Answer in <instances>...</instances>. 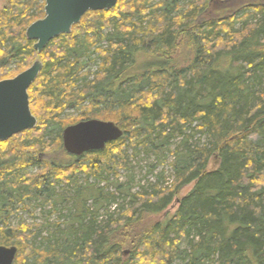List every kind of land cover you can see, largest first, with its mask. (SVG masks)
I'll return each instance as SVG.
<instances>
[{
  "label": "trees",
  "instance_id": "obj_1",
  "mask_svg": "<svg viewBox=\"0 0 264 264\" xmlns=\"http://www.w3.org/2000/svg\"><path fill=\"white\" fill-rule=\"evenodd\" d=\"M222 1L211 14V0H119L38 54L26 31L45 0H0V81L43 63L37 128L0 143L14 264H264V0ZM92 117L124 136L69 155L63 131ZM144 155L134 192L121 173Z\"/></svg>",
  "mask_w": 264,
  "mask_h": 264
},
{
  "label": "water",
  "instance_id": "obj_2",
  "mask_svg": "<svg viewBox=\"0 0 264 264\" xmlns=\"http://www.w3.org/2000/svg\"><path fill=\"white\" fill-rule=\"evenodd\" d=\"M119 0H45V17L26 31L38 54L61 35L72 33L88 12L111 11ZM43 63L36 61L29 69L12 79L0 81V143L37 128L38 121L30 106L29 90L38 79ZM123 130L114 122L97 119L82 121L63 131V146L72 156L103 151L120 140ZM17 247L0 246V264H14Z\"/></svg>",
  "mask_w": 264,
  "mask_h": 264
},
{
  "label": "rangeland",
  "instance_id": "obj_3",
  "mask_svg": "<svg viewBox=\"0 0 264 264\" xmlns=\"http://www.w3.org/2000/svg\"><path fill=\"white\" fill-rule=\"evenodd\" d=\"M1 7H2V5H1ZM222 9H223V1L222 0H211V7H210V13L211 14H215V13H217V12H223L222 11ZM11 67H13V66H11ZM93 70H94V67H93ZM92 70V71H93ZM10 79H12V78H10ZM78 114V112H76L75 110L74 111H72V110H68V111H66L65 112V115L64 116H62L63 117V119H66L68 122H70V123H73V122H75V121H78V116H76ZM93 119H96V118H91V119H88V120H93ZM88 120H83V121H88ZM97 120H101V119H98L97 118ZM101 121H105V120H101ZM80 122H82V121H79V122H76L75 124H78V123H80ZM107 122H110V121H107ZM74 125V124H73ZM70 126H72V125H70ZM67 127H69V126H67ZM66 127V128H67ZM57 155L58 154H55V153H51L50 155H49V158L50 159H56L57 158ZM48 158V159H49ZM172 160V159H171ZM170 160V161H171ZM138 161H142L143 163L142 164H139L138 163ZM145 161V162H144ZM170 161H168V163L170 164ZM151 162H153L152 160H150L149 159V157H147L146 158V155H144V156H141V157H139L138 159H133V160H130V163H131V169H133L132 170V172L131 173H127V172H125V171H123L122 173H121V178H120V181L121 182H123V183H129L130 181H131V179L134 177V182H133V188H134V192H137L138 191V189H139V184L140 183H142L143 185L144 184H146L147 183V179H146V182H144L145 181V176H146V172H147V166L149 165V164H151ZM218 165V161L217 160H212V162H211V165H210V169H212V168H216V166ZM170 165H167V166H165V167H161L158 171H157V173L158 172H161L162 170H165V172H166V177L168 178V179H171V176H172V171H171V168L169 167ZM34 172H36V171H34ZM151 178V177H150ZM151 180V182H154L153 181V179H150ZM90 182H92L93 183V181H90ZM192 187H193V185H191V186H189V187H187V188H185L182 192H181V194H180V197H183L184 195H186L191 189H192ZM111 192H112V190H111ZM176 207H177V202H175L174 203V205L173 206H171V208H169V210L167 211V212H165L164 214H162V215H159V216H157V217H154L153 219H154V221H158V220H163L165 217H166V213L167 214H169V216H171L173 213H175V210H176ZM103 213V212H102ZM35 217L36 218H34V220H36L37 222H40L41 223V219L39 218V213L37 214V215H35ZM24 220H26V222L27 223H29V224H31L32 223V219L31 218H29V217H25L24 218ZM17 221H18V219H17V217H13L12 219H11V222L13 223V224H17Z\"/></svg>",
  "mask_w": 264,
  "mask_h": 264
}]
</instances>
